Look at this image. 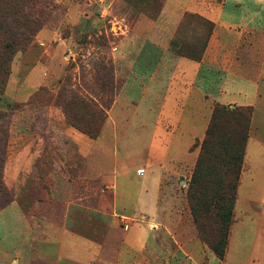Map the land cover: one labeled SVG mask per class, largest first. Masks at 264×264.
<instances>
[{
  "label": "rangeland",
  "instance_id": "obj_1",
  "mask_svg": "<svg viewBox=\"0 0 264 264\" xmlns=\"http://www.w3.org/2000/svg\"><path fill=\"white\" fill-rule=\"evenodd\" d=\"M165 1L35 2L30 19H36L42 28L33 34L26 48L15 52L0 102L1 110L10 112L4 135L0 134L5 147L0 207L18 200L26 205L33 222L40 216L59 223L68 220L70 228L100 243L122 240L115 233L121 226L128 229L132 224L142 223L149 227L152 222V247L146 256L154 258V264H264V153L256 143L250 144L247 154L245 149L246 166L240 176L227 239L228 252L223 261L200 238L188 203L187 191L214 103L209 104L210 111L208 104L197 101L196 115L202 119V127L191 139L188 158L174 162V170L166 172L159 184L158 220L121 218L115 212V187L109 180L114 178L117 164L120 163L118 170L124 183H130L131 193L138 197L140 190H152L154 177L149 173L138 174L137 168L147 166L153 144H157L158 151L166 148L168 136L156 128L147 104H142L136 113L123 100L116 102L130 76L132 54L128 52L125 59L121 57L122 43L141 29L154 31L153 24L163 30ZM224 1L207 0V3L213 7ZM256 1L240 0L242 4L236 5L237 0H230L227 6L234 20L244 18L245 23L257 29L252 31L256 34L254 47L258 49L255 52L262 54L264 0L261 9ZM210 21L199 13L186 11L176 31L178 40L197 53L213 31ZM114 22L119 27L113 28ZM246 69L247 79L255 85V63ZM32 71L38 74L31 75L30 80H37L23 84ZM259 81L260 96L244 101L254 106L251 137L264 142V76ZM209 85L212 93L217 92L215 84ZM68 114L81 122L100 125L96 138L88 136L90 143L85 146V156L61 131L74 128ZM187 140L184 135L183 141ZM161 159L162 164L165 161ZM258 226L263 239L252 249ZM112 256L108 254L109 258Z\"/></svg>",
  "mask_w": 264,
  "mask_h": 264
},
{
  "label": "crops",
  "instance_id": "obj_2",
  "mask_svg": "<svg viewBox=\"0 0 264 264\" xmlns=\"http://www.w3.org/2000/svg\"><path fill=\"white\" fill-rule=\"evenodd\" d=\"M237 1L236 5L242 4ZM228 2L230 0L210 7L207 0H166L161 21L163 30L153 24L151 29L154 31L144 32L141 29L122 43L120 55L124 56L121 57L125 59L128 52L132 54L128 67L130 76L116 102L123 100L136 113L142 104H147L151 117L155 118L156 128L159 127L161 132L164 130L168 139L162 151H158L157 144L152 142L149 163L137 168L140 175H153L152 190H140L138 197L133 196L131 184L124 183L123 174L118 170L120 163L115 167L116 174L109 182L114 184L113 206L121 218L158 220L159 184L166 172L174 170V162L181 163L188 158L191 139L198 135L197 129L202 127V119L196 115L197 101L201 105L220 102L248 106L250 104L244 101L245 98L260 96L259 79L264 76V51L262 54L255 52L258 50L254 47L256 34L252 31L257 29L245 23L244 18L234 20L230 16ZM256 2L261 9L263 0ZM186 11L199 13L214 23L201 60L178 54L181 42L176 31ZM251 48L254 50L251 51ZM251 63H255V85L246 77V67H250ZM37 74L33 71L29 73L23 84L28 81L33 83L37 79L32 81L30 77ZM212 83L217 89L215 93L211 92L209 84ZM31 87L34 90L35 85ZM61 131L78 146L82 155L87 154L85 146L90 143V138L86 134L72 127ZM252 131L251 121L246 154L250 144L254 143L264 153V142L252 138ZM184 135L188 139L186 142L183 141ZM161 157L165 161L162 164ZM121 168L124 169L123 166ZM144 193L146 195L142 197ZM151 226L152 222L149 227L142 223L132 224L128 229L118 226L115 233L122 240L100 243L70 228L68 220L59 223L40 216L33 222L26 205L14 200L0 210V264H154V258L146 256V251L152 247ZM262 239L258 226L252 249ZM108 251L109 255H113L110 258L105 255Z\"/></svg>",
  "mask_w": 264,
  "mask_h": 264
},
{
  "label": "trees",
  "instance_id": "obj_3",
  "mask_svg": "<svg viewBox=\"0 0 264 264\" xmlns=\"http://www.w3.org/2000/svg\"><path fill=\"white\" fill-rule=\"evenodd\" d=\"M35 2L37 0H0V102L15 52L26 48L33 34L42 28L36 19H30L34 14ZM209 23L213 29L214 23ZM211 33H208L204 45L197 53L182 41L178 52L187 58L201 60ZM71 101L77 105L73 99ZM81 102L87 104L83 99ZM9 115V111L0 108V134L4 135ZM252 115L253 108L250 105L214 103L187 191L199 236L220 260L224 259L226 253ZM68 120L74 128L90 138L99 135L100 125L93 126L86 120L81 122L69 114ZM4 149L3 136L0 135V176L4 168ZM10 202L1 205L0 210Z\"/></svg>",
  "mask_w": 264,
  "mask_h": 264
},
{
  "label": "built area",
  "instance_id": "obj_4",
  "mask_svg": "<svg viewBox=\"0 0 264 264\" xmlns=\"http://www.w3.org/2000/svg\"><path fill=\"white\" fill-rule=\"evenodd\" d=\"M112 26H113V28H116V26L119 27V24L117 22H114Z\"/></svg>",
  "mask_w": 264,
  "mask_h": 264
}]
</instances>
